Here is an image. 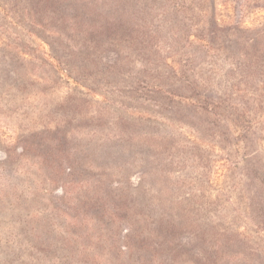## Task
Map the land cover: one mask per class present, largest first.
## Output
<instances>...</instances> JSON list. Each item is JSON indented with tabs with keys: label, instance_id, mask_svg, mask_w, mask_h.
Returning a JSON list of instances; mask_svg holds the SVG:
<instances>
[{
	"label": "rangeland",
	"instance_id": "374dc122",
	"mask_svg": "<svg viewBox=\"0 0 264 264\" xmlns=\"http://www.w3.org/2000/svg\"><path fill=\"white\" fill-rule=\"evenodd\" d=\"M0 264H264V0H0Z\"/></svg>",
	"mask_w": 264,
	"mask_h": 264
}]
</instances>
